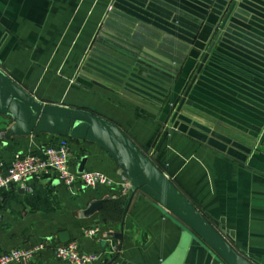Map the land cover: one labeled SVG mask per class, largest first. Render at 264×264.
<instances>
[{
    "label": "crops",
    "instance_id": "obj_1",
    "mask_svg": "<svg viewBox=\"0 0 264 264\" xmlns=\"http://www.w3.org/2000/svg\"><path fill=\"white\" fill-rule=\"evenodd\" d=\"M208 2L192 43L181 39L186 48L175 38H190L188 22L199 19ZM175 21L183 22L184 32ZM131 26L166 42L150 48L133 39L141 43L140 53L153 50L141 64L158 80L123 94L124 84L99 74L104 81L95 83L81 74L92 71L83 62L96 41L135 66L138 55L99 38L104 29L105 36L132 42L126 34ZM159 49L174 58L186 51L177 65ZM0 70L44 105L89 111L117 126L154 156L153 164L236 254L264 264V0H0ZM10 101L0 84V168L15 153H38L66 137L74 170L96 169L129 186L67 187L48 173L3 190L0 255L45 241L27 264H72L58 259L52 246L76 240L81 250L100 253L92 264H224L135 190L142 180L138 168L111 138L95 129L79 130L82 135L36 132L8 113ZM92 227L97 232L86 235Z\"/></svg>",
    "mask_w": 264,
    "mask_h": 264
},
{
    "label": "water",
    "instance_id": "obj_2",
    "mask_svg": "<svg viewBox=\"0 0 264 264\" xmlns=\"http://www.w3.org/2000/svg\"><path fill=\"white\" fill-rule=\"evenodd\" d=\"M209 3L210 2H208V5H204V9H200L202 14H198L199 19H195V22H188L190 27H193L190 28L192 33L190 35V38L186 39L181 36H177L178 38H175L180 41V44H183V41L181 39H184L186 41L188 40L187 42L192 43L191 41L195 38L194 34L197 32L199 25L203 23V15L207 8H209ZM175 11H177L179 14L185 15L181 8L177 9L175 7ZM175 17L179 19L178 15H176ZM185 23H187V21H185ZM212 23L213 22H211V24ZM180 26H184L183 22L175 21V29L180 32H184L180 28ZM103 30L99 34V38L107 37L114 41L116 44L138 55L136 62L133 63L135 66H127L126 64L121 63L123 62L121 59L117 60L113 58L109 55V53L113 55L117 54L120 58L126 59L116 50H113L110 47L102 44L99 45L96 41L94 47L91 48V52L88 53V56L83 62V65L90 68L92 71L87 73L84 70H81V74L94 79L95 83L104 81L102 78L98 77L99 74L104 79L113 80L116 81V83L119 82L120 84H124L122 92L123 94L131 93V90L136 89L137 85H143L144 88L148 89V84L153 83L152 80H158V78L155 77L156 75H158L156 71L146 65L141 64L145 61V59L148 60L147 58H145L144 54H150L154 52L148 51L151 49L147 48L145 50H141L140 53L139 51L141 49V43L138 44L136 41L134 42L133 39L139 40V38H142L144 45L153 48L155 46L153 44L160 43V41H157V39L160 40L159 36H155L153 35V33H151V37L141 35L139 34L138 30L134 31L131 26L127 27L128 33H126L128 37L132 39L131 42L129 39L122 40L110 34L105 36L103 35ZM160 33L162 32H156L157 35H159ZM97 40L99 41L98 38ZM164 43L166 42H162L160 43V45L162 47H165ZM183 45L187 48L189 44ZM98 46L102 47L107 52L97 53L95 47L97 48ZM177 47L178 46H175L176 49L182 50L181 48ZM160 51L159 53L172 60H175V62H177V65H180V63L184 59L186 49H184V51H182L180 54H177L175 58L168 54L166 51ZM97 54H102V56ZM111 60H114L122 65L124 64L130 70L120 66L117 67V65L110 62ZM113 67H116L119 71L114 70ZM141 67L144 68L145 71L141 72L140 75H137ZM126 74H128V76ZM175 74L176 70L175 73H170V76H175ZM138 76L143 78L146 83L143 84L142 82H140V79H137ZM160 76L168 80L167 76L161 74ZM0 84L11 94L8 113L13 117L20 119L24 123L30 124V126H34L36 132L49 131L58 134H66L68 132H71L72 135H82L79 130L87 132V130L89 129H95L107 135L119 146L120 149H122L131 158L135 166L138 168L139 175L142 177V180L135 186V190L139 189L140 195L145 200H148L149 202H157L158 204H160L166 211H168L177 220H179V222L182 224V228L188 231L193 236V239L197 244H201L207 247L209 252L212 253L211 255H213V257H215L218 261L224 264H250L232 250V248L226 243L221 235L218 234L217 231H215L204 219L203 215L200 214L187 201L184 195L173 185V183L167 178V176L153 164L152 159L154 158V156L148 157V155L140 150L136 146V144L117 126L89 111H79L71 108L68 109L44 105L42 104V102L38 101L28 92H26L22 87L15 83L1 70ZM124 91L127 93H125ZM143 91H145V89H143ZM142 96L145 97L144 95ZM186 132L188 134L197 136L201 140L204 139L203 137H201V134L196 135L190 130H187Z\"/></svg>",
    "mask_w": 264,
    "mask_h": 264
},
{
    "label": "built area",
    "instance_id": "obj_3",
    "mask_svg": "<svg viewBox=\"0 0 264 264\" xmlns=\"http://www.w3.org/2000/svg\"><path fill=\"white\" fill-rule=\"evenodd\" d=\"M69 141L66 137L50 141L43 145L39 152L15 153L11 164L0 168V192L13 186H24L32 178L52 173L67 187L76 184L93 187L97 185H120L125 190L129 184H116L106 173L96 170L77 171L69 162ZM97 227L86 228L85 234L91 236L97 232ZM47 247L45 241H38L29 247L13 248L0 255V264H27L40 251ZM54 255L72 264H92L99 259L100 253L85 252L80 249L76 240L57 243L52 246Z\"/></svg>",
    "mask_w": 264,
    "mask_h": 264
},
{
    "label": "trees",
    "instance_id": "obj_4",
    "mask_svg": "<svg viewBox=\"0 0 264 264\" xmlns=\"http://www.w3.org/2000/svg\"><path fill=\"white\" fill-rule=\"evenodd\" d=\"M98 55V54H97ZM86 58V57H85ZM115 64H117V67L119 66V64L118 63H115ZM84 67H86V66H84ZM86 68H88V67H86ZM90 70V69H89Z\"/></svg>",
    "mask_w": 264,
    "mask_h": 264
}]
</instances>
